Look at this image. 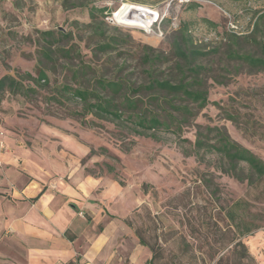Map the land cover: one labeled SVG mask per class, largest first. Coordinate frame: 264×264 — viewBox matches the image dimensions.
<instances>
[{"label":"rangeland","instance_id":"1","mask_svg":"<svg viewBox=\"0 0 264 264\" xmlns=\"http://www.w3.org/2000/svg\"><path fill=\"white\" fill-rule=\"evenodd\" d=\"M12 1L0 0V75L16 71L37 75L39 30H54L56 35L59 30L72 32L60 44H76L79 52L71 60L59 57L48 63L49 85L33 96L6 94L0 104V166L7 159L19 171L43 176L54 190L59 182L95 179L86 199L101 209L87 218L97 221V231L113 227L108 248L118 264H138V249L153 256L150 247L155 251L154 264H218L237 236L226 211L240 200L244 218L258 225L241 237L250 253L243 262L264 264V181L252 185L239 181L219 169L216 154L199 156L193 151L198 125H218L264 159V71L222 70L230 29L239 35L251 33L264 13V0H86L110 10L103 37L84 26L91 22L88 8L64 9L63 0H21L17 9ZM124 4L147 7L150 28L116 21ZM185 23L198 44L220 47L204 63L228 78L226 83L207 79L210 103L202 109L192 105L196 115L179 134L160 131L157 139L138 135L126 117L82 118L70 113L82 109L80 102L53 99L63 83L79 84L71 73V67L79 65L92 66L81 76L84 86L98 75L120 76L134 85L146 83L150 64L143 61L145 46L152 48V55H161L150 69L152 76L175 77L171 44ZM259 35H264V19ZM111 37L118 39L115 48L95 51L102 39ZM241 45L254 49L244 40ZM226 111L239 112L262 127L247 133L245 120L238 125ZM136 231L148 245L140 242ZM222 264H235L234 255Z\"/></svg>","mask_w":264,"mask_h":264},{"label":"trees","instance_id":"2","mask_svg":"<svg viewBox=\"0 0 264 264\" xmlns=\"http://www.w3.org/2000/svg\"><path fill=\"white\" fill-rule=\"evenodd\" d=\"M13 6L21 8V0H13ZM64 9L75 7L88 8L91 22L85 24L86 28H94L96 35L104 36L107 26V7L91 5L86 0H63ZM102 16V19H100ZM264 19V13L260 14L253 31L246 35L230 32L229 43L225 51L226 66L222 69L226 72L238 74L242 69L248 73L264 71V35L260 37V22ZM212 26L216 24L206 20ZM72 36V32L59 30L58 35L54 30H39L36 51L37 75L31 72H8L0 75V104L6 94H21L26 97L33 96L40 89L49 85L50 79L47 73V64L56 63L59 57L68 60L77 54L78 47L71 44L65 47L60 43ZM118 39L111 37L102 39L96 45L95 51L109 52L115 48ZM242 40L252 44V50L242 48ZM172 52L176 57L172 66L175 77L158 78L152 76L154 64L161 60V55H152L151 47L145 46L143 61L150 64L148 70L149 80L146 83L134 85L126 79L118 76L107 79L104 76H95L89 86L81 84V76L86 75V68L92 66L83 65L71 67L73 80L79 84L73 85L65 82L58 87L53 99L63 102L65 98H71L82 104V109H72L70 113L84 118L86 114H93L99 118H111L122 120L127 118L133 125L132 129L138 135L158 138L160 131L180 133L183 126L187 125L196 111L192 107L202 109L210 103L207 79L210 77L217 83H226L227 75L216 72L214 66L205 64L204 60L220 52V47H207L198 44L189 28L184 24L172 41ZM231 64L232 70L229 69ZM219 105V103H215ZM227 118L238 125L246 122L243 129L247 133H254L262 126L256 122H250L239 112L226 111ZM193 151L202 154H216L220 160L219 169L235 179L257 184L264 181V159L250 148L234 140L224 126L198 125L196 139L193 143ZM112 169V167H109ZM245 209L242 201L233 202L227 209L226 215L232 227L237 233L232 239L231 247L224 252L217 263L222 264L234 255L235 264H244V260L250 258L247 246L241 237L249 235L258 227L255 223L244 218ZM137 236L142 244L148 245L138 231ZM151 263L154 264L155 251Z\"/></svg>","mask_w":264,"mask_h":264},{"label":"crops","instance_id":"3","mask_svg":"<svg viewBox=\"0 0 264 264\" xmlns=\"http://www.w3.org/2000/svg\"><path fill=\"white\" fill-rule=\"evenodd\" d=\"M6 160L0 166V264H118L108 248L113 227L97 231V221L87 218L101 209L86 199L95 179L59 182L54 190L43 176ZM138 251V264H152L150 253Z\"/></svg>","mask_w":264,"mask_h":264},{"label":"bare ground","instance_id":"4","mask_svg":"<svg viewBox=\"0 0 264 264\" xmlns=\"http://www.w3.org/2000/svg\"><path fill=\"white\" fill-rule=\"evenodd\" d=\"M149 13L150 11L147 7L124 4L122 8L116 12L115 20L130 27L149 29V24L151 23L148 17ZM154 19L153 17V20Z\"/></svg>","mask_w":264,"mask_h":264},{"label":"built area","instance_id":"5","mask_svg":"<svg viewBox=\"0 0 264 264\" xmlns=\"http://www.w3.org/2000/svg\"><path fill=\"white\" fill-rule=\"evenodd\" d=\"M232 28H236V26L235 25H232ZM232 32H236L235 30H233V29H230Z\"/></svg>","mask_w":264,"mask_h":264}]
</instances>
